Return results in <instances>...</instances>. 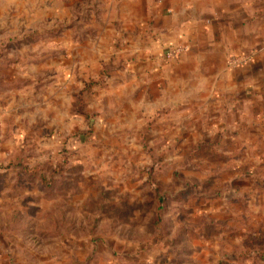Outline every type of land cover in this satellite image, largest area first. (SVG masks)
<instances>
[{
  "label": "rangeland",
  "instance_id": "obj_1",
  "mask_svg": "<svg viewBox=\"0 0 264 264\" xmlns=\"http://www.w3.org/2000/svg\"><path fill=\"white\" fill-rule=\"evenodd\" d=\"M128 8L0 0V264H264V149L132 143L82 112L83 62L113 56Z\"/></svg>",
  "mask_w": 264,
  "mask_h": 264
},
{
  "label": "crops",
  "instance_id": "obj_2",
  "mask_svg": "<svg viewBox=\"0 0 264 264\" xmlns=\"http://www.w3.org/2000/svg\"><path fill=\"white\" fill-rule=\"evenodd\" d=\"M128 2L113 56L98 48L83 62L82 112L113 119L94 122L97 131L129 133L138 144L151 133L165 147L192 131L216 150L241 151V161L263 150L264 0ZM174 47L180 54L165 60Z\"/></svg>",
  "mask_w": 264,
  "mask_h": 264
},
{
  "label": "built area",
  "instance_id": "obj_3",
  "mask_svg": "<svg viewBox=\"0 0 264 264\" xmlns=\"http://www.w3.org/2000/svg\"><path fill=\"white\" fill-rule=\"evenodd\" d=\"M181 50L182 49L180 47H174L168 50L166 53H164V59L170 60V59L177 57L180 54Z\"/></svg>",
  "mask_w": 264,
  "mask_h": 264
}]
</instances>
